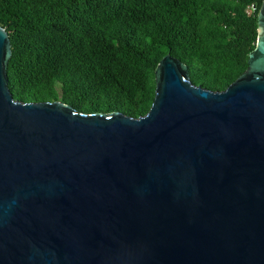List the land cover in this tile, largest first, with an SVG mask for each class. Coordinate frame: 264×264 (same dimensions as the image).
Returning <instances> with one entry per match:
<instances>
[{"label":"water","instance_id":"1","mask_svg":"<svg viewBox=\"0 0 264 264\" xmlns=\"http://www.w3.org/2000/svg\"><path fill=\"white\" fill-rule=\"evenodd\" d=\"M245 69L170 53L137 117L21 101L0 25V264H264V0Z\"/></svg>","mask_w":264,"mask_h":264},{"label":"trees","instance_id":"2","mask_svg":"<svg viewBox=\"0 0 264 264\" xmlns=\"http://www.w3.org/2000/svg\"><path fill=\"white\" fill-rule=\"evenodd\" d=\"M260 3L0 0L11 47L7 84L21 101L137 117L153 100L154 68L167 52L195 84L219 90L233 81L254 47Z\"/></svg>","mask_w":264,"mask_h":264},{"label":"built area","instance_id":"3","mask_svg":"<svg viewBox=\"0 0 264 264\" xmlns=\"http://www.w3.org/2000/svg\"><path fill=\"white\" fill-rule=\"evenodd\" d=\"M255 9L254 5H251L250 11H253Z\"/></svg>","mask_w":264,"mask_h":264}]
</instances>
